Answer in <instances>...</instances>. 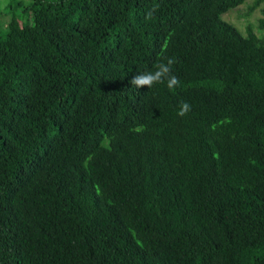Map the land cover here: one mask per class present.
I'll return each mask as SVG.
<instances>
[{"label":"trees","instance_id":"1","mask_svg":"<svg viewBox=\"0 0 264 264\" xmlns=\"http://www.w3.org/2000/svg\"><path fill=\"white\" fill-rule=\"evenodd\" d=\"M245 1L7 0L0 264H264V8L260 35L222 18ZM169 57L178 87L129 83Z\"/></svg>","mask_w":264,"mask_h":264},{"label":"clouds","instance_id":"2","mask_svg":"<svg viewBox=\"0 0 264 264\" xmlns=\"http://www.w3.org/2000/svg\"><path fill=\"white\" fill-rule=\"evenodd\" d=\"M159 8V5H154L147 13L146 19H151L153 13ZM177 63L175 58H167L166 63H158L155 67V71L143 72L134 75L129 83L137 89L147 87L151 88L156 83H167L169 89H174L180 85V80L172 73V66ZM191 109V106L187 102H181L178 116H185Z\"/></svg>","mask_w":264,"mask_h":264},{"label":"rangeland","instance_id":"3","mask_svg":"<svg viewBox=\"0 0 264 264\" xmlns=\"http://www.w3.org/2000/svg\"><path fill=\"white\" fill-rule=\"evenodd\" d=\"M7 0H0V8L3 9ZM254 0H246L244 3L238 5L236 8L224 13L222 18L233 25H235L243 34L246 33V27L248 24H252L253 30L257 35H260V31L257 29L258 18L262 16V9L264 8V2L251 9ZM2 20L7 23L9 14L3 13Z\"/></svg>","mask_w":264,"mask_h":264}]
</instances>
